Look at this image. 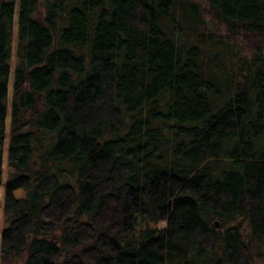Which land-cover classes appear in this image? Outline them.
<instances>
[{
	"label": "trees",
	"instance_id": "obj_1",
	"mask_svg": "<svg viewBox=\"0 0 264 264\" xmlns=\"http://www.w3.org/2000/svg\"><path fill=\"white\" fill-rule=\"evenodd\" d=\"M38 4L17 0L1 264L264 259V0Z\"/></svg>",
	"mask_w": 264,
	"mask_h": 264
},
{
	"label": "rangeland",
	"instance_id": "obj_2",
	"mask_svg": "<svg viewBox=\"0 0 264 264\" xmlns=\"http://www.w3.org/2000/svg\"><path fill=\"white\" fill-rule=\"evenodd\" d=\"M15 11L13 16V23H12V39H11V56H10V71H9V78H8V93H7V116L5 118V127H6V135L4 139V143L2 145V173H1V183H0V238H1V229L4 225V215H3V199H4V186L5 181L9 174V167L7 164V147H8V130H9V122H10V106H11V98H12V79H13V71L15 67L16 62V34H17V0H15ZM200 1L201 5L204 7L206 5V0H197ZM43 0H39L38 9L36 11V15H41L44 13V6L42 4ZM208 20L209 27L221 31H224V27L221 26L215 19L212 18V16L208 15L206 16ZM264 41H259L258 43H262ZM239 45H241L242 48H248L247 42L244 39H240L238 41ZM244 46V47H243ZM245 51V50H244ZM15 195H22L23 190L22 189H16ZM164 224V223H161ZM218 224V221H217ZM1 264V261H0ZM255 264H264V259L259 260Z\"/></svg>",
	"mask_w": 264,
	"mask_h": 264
},
{
	"label": "water",
	"instance_id": "obj_3",
	"mask_svg": "<svg viewBox=\"0 0 264 264\" xmlns=\"http://www.w3.org/2000/svg\"><path fill=\"white\" fill-rule=\"evenodd\" d=\"M215 223H217V220H215Z\"/></svg>",
	"mask_w": 264,
	"mask_h": 264
}]
</instances>
